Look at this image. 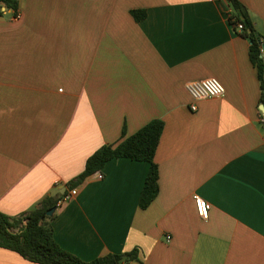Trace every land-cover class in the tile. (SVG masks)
<instances>
[{"label": "crops", "instance_id": "1", "mask_svg": "<svg viewBox=\"0 0 264 264\" xmlns=\"http://www.w3.org/2000/svg\"><path fill=\"white\" fill-rule=\"evenodd\" d=\"M228 1L18 0L20 19L3 7L0 213L69 193L90 156L161 120L155 201L139 207L149 163L111 159L58 203L56 242L88 263L137 250L129 264H264V92ZM238 2L264 39V0ZM205 78L227 92L192 112L186 84ZM0 264L35 263L0 248Z\"/></svg>", "mask_w": 264, "mask_h": 264}, {"label": "trees", "instance_id": "2", "mask_svg": "<svg viewBox=\"0 0 264 264\" xmlns=\"http://www.w3.org/2000/svg\"><path fill=\"white\" fill-rule=\"evenodd\" d=\"M232 9L230 21L237 30V25L242 24L244 31L241 35L252 42L250 57L253 65L258 69V75L264 92V57L261 54V37L255 32L253 23L249 20L244 6L238 0H229ZM5 7L7 10L17 11L18 0H0V12ZM136 20H144L146 13L141 10L132 11ZM264 103V93H262ZM164 123L154 120L138 133L124 138L117 146L106 145L98 150L86 161L84 172L74 180L67 183L69 191L80 186L86 178L100 172L111 159H130L137 162L150 164V171L145 180L139 207L145 210L155 201L159 194V168L154 161L161 136L164 132ZM68 194L56 198L43 200L39 207L20 218H9L0 213V248L18 253L23 259L35 264H129L139 261V253L132 250L121 255L107 254L93 262H86L67 253L56 242L47 213L58 207V203ZM27 221L25 226L22 222Z\"/></svg>", "mask_w": 264, "mask_h": 264}, {"label": "built area", "instance_id": "3", "mask_svg": "<svg viewBox=\"0 0 264 264\" xmlns=\"http://www.w3.org/2000/svg\"><path fill=\"white\" fill-rule=\"evenodd\" d=\"M22 16L17 11L15 12V19H20ZM237 31L242 33L244 31V26L242 24L237 25ZM262 48L260 49L261 54L264 57V39H261ZM186 92L188 93L191 104L190 109L192 112L198 111V103L203 100H213L223 98L225 96L226 88L217 78H205L201 80L191 81L186 84ZM259 122L264 125V115L260 116ZM98 180L104 178V175L101 172H97L93 175ZM78 194L77 189L70 191L66 194L62 200L59 201V204L64 202L71 201ZM196 202V210L198 215L204 220L209 219V213L211 210V204L205 201L199 196L194 197ZM27 222V221H26ZM25 222V223H26ZM168 242L171 240V237H167Z\"/></svg>", "mask_w": 264, "mask_h": 264}, {"label": "water", "instance_id": "4", "mask_svg": "<svg viewBox=\"0 0 264 264\" xmlns=\"http://www.w3.org/2000/svg\"><path fill=\"white\" fill-rule=\"evenodd\" d=\"M261 111L264 113V106H262ZM56 209H57V208H53V209H51V210L47 213V216H48V217H53V215H54Z\"/></svg>", "mask_w": 264, "mask_h": 264}]
</instances>
